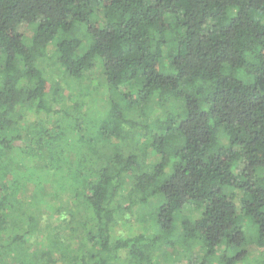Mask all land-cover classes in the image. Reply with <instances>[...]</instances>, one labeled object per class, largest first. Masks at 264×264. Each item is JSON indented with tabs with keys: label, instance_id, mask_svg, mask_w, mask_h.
<instances>
[{
	"label": "trees",
	"instance_id": "obj_1",
	"mask_svg": "<svg viewBox=\"0 0 264 264\" xmlns=\"http://www.w3.org/2000/svg\"><path fill=\"white\" fill-rule=\"evenodd\" d=\"M154 198L156 232L124 234ZM163 246L264 264V0H0V264H159Z\"/></svg>",
	"mask_w": 264,
	"mask_h": 264
},
{
	"label": "rangeland",
	"instance_id": "obj_2",
	"mask_svg": "<svg viewBox=\"0 0 264 264\" xmlns=\"http://www.w3.org/2000/svg\"><path fill=\"white\" fill-rule=\"evenodd\" d=\"M21 32L25 33L27 36H31V30L28 27H22ZM52 77L54 78L53 80L56 82L60 81V72L55 75L53 74ZM102 91H99V89H97V91L95 90L94 93V100L96 103H94V107L91 105L89 107V109L92 112V118H93V122L95 124H91L90 129L93 130V132H95L98 129V125L101 119V115H106L108 114L107 110V105L105 106V104H103V97H102ZM104 93V92H103ZM105 97V95H104ZM100 104H103L102 108H99ZM97 107V109H96ZM106 107V108H105ZM161 115L160 112L155 111L154 113V118H159ZM103 125V121H101L100 123V127H102ZM141 141V139H138L135 141L136 144H139ZM139 142V143H138ZM142 143V142H141ZM16 145L18 147H25V146H29V141L25 140V141H21V142H17ZM138 148V146H136ZM150 149V148H149ZM152 152V151H151ZM148 164H155L157 162H159V156H155L154 153L152 152L151 155L149 153L148 156ZM33 189L32 187L29 189L28 194H32ZM124 193H128V189H126L124 191ZM32 198V197H31ZM160 198V197H159ZM159 198H154L151 201L148 202V204L146 205L147 207L142 208V206H137V207H133V209H135V214H130L127 216V218L129 219V223L127 222L126 225L122 226L121 228L123 229V233L128 235V227L132 226L133 228V232H137V229L141 232H148V234H154L156 232L155 229H157L154 226V221L156 220V217H154L153 212L155 210V208H159V205H156L160 199ZM125 207L127 205L124 204ZM156 205V207H155ZM41 211L43 212L42 214L38 212L37 217H38V224H39V228L41 229H45L46 226L51 223L56 224L57 223V217L56 216H52L51 215V211L49 209V207H42ZM50 215H48V214ZM139 213H141L139 215ZM149 214V218L145 217V215ZM185 215H191L190 210H186ZM245 222V221H244ZM245 226L247 228V232L250 235V237H253L254 235V231L252 230V228L250 227L249 223L245 222ZM151 227L155 228L152 229ZM130 229V228H129ZM130 231V230H129ZM251 233H253L251 235ZM248 252H249V256H250V260H256L258 258V251H256V248L254 247V245L249 244L248 246ZM201 255V252H199L198 248H194L192 249V251L190 253H185L182 252L181 247H177L176 249H171L170 247L167 246H163L161 248V250L159 252H157L156 258H157V262H159V264H188L189 261H191L193 264H200V260L199 257ZM191 259V260H190ZM13 264H16L12 261Z\"/></svg>",
	"mask_w": 264,
	"mask_h": 264
}]
</instances>
